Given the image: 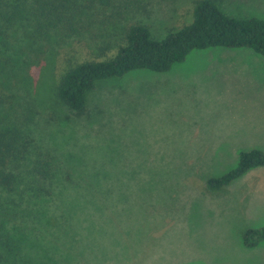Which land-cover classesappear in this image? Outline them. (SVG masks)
Here are the masks:
<instances>
[{
    "label": "rangeland",
    "instance_id": "1",
    "mask_svg": "<svg viewBox=\"0 0 264 264\" xmlns=\"http://www.w3.org/2000/svg\"><path fill=\"white\" fill-rule=\"evenodd\" d=\"M123 1L112 0L116 7L92 32L53 44L21 41L25 53L9 61L18 76L30 63L29 87L18 92L41 147L64 158L77 184H101L86 198L68 185L66 201L51 203L50 226L31 238L32 256L37 264H264V240L243 242L247 229L264 227V166L221 188L209 184L237 165L241 151L264 150V61L210 56L258 53L211 46L165 72L136 69L99 81L81 114L58 97L69 68L116 54L126 25L142 22L162 39L192 22L197 0H136L135 10ZM216 1L227 13L264 19V0ZM118 10L114 23L108 15ZM8 39L11 54L15 38ZM107 187L109 197H100Z\"/></svg>",
    "mask_w": 264,
    "mask_h": 264
},
{
    "label": "trees",
    "instance_id": "2",
    "mask_svg": "<svg viewBox=\"0 0 264 264\" xmlns=\"http://www.w3.org/2000/svg\"><path fill=\"white\" fill-rule=\"evenodd\" d=\"M123 2L126 9L139 8L136 0ZM109 7H116L112 0H0V263L37 264L31 253V238L40 235L48 217L52 219L55 211L51 203L58 198L64 203L71 183L76 184V196H84L81 198L95 196L101 186L77 184L62 166L64 158L41 147L29 124V101L18 92L22 84L29 87L30 80H25L23 72L30 63H24L20 78L17 68H9V61L17 52L25 53L19 49L21 41L25 45L53 44L58 38L92 32L96 20L103 19L100 15H105ZM122 15L118 10L108 17L115 23ZM101 36H106L105 40L111 38L109 34ZM101 36L92 39L102 40ZM9 37L15 38L11 54L5 51L11 48ZM119 39L113 56L80 62L62 76L57 95L73 113L85 111L88 95L99 81L136 69L168 71L194 49L244 47L264 55V19L227 13L216 0H197L192 22L170 31L164 38L153 37L146 24L133 22L124 27ZM96 47L95 53L102 54L111 47V41ZM2 52L7 57L3 58ZM256 166H264V150L241 151L237 165L224 175L209 179V184L224 187ZM98 180L97 176L96 183ZM110 192L111 187H107L100 197H109ZM262 240L264 227L249 228L243 235L248 247Z\"/></svg>",
    "mask_w": 264,
    "mask_h": 264
},
{
    "label": "crops",
    "instance_id": "3",
    "mask_svg": "<svg viewBox=\"0 0 264 264\" xmlns=\"http://www.w3.org/2000/svg\"><path fill=\"white\" fill-rule=\"evenodd\" d=\"M263 56L264 55L260 54V53H258L256 55H254L253 53H241V54H218V55H212L210 57L217 58V59H224V60H226V59L236 60V59L246 58L247 60H252L254 62L260 63V62L264 61ZM256 246H254V247H256Z\"/></svg>",
    "mask_w": 264,
    "mask_h": 264
}]
</instances>
